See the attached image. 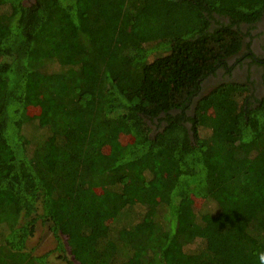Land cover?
<instances>
[{
    "label": "trees",
    "instance_id": "trees-1",
    "mask_svg": "<svg viewBox=\"0 0 264 264\" xmlns=\"http://www.w3.org/2000/svg\"><path fill=\"white\" fill-rule=\"evenodd\" d=\"M263 12L0 0V264H264V97L201 92ZM38 221L54 247L37 254Z\"/></svg>",
    "mask_w": 264,
    "mask_h": 264
},
{
    "label": "flooded vegetation",
    "instance_id": "flooded-vegetation-1",
    "mask_svg": "<svg viewBox=\"0 0 264 264\" xmlns=\"http://www.w3.org/2000/svg\"><path fill=\"white\" fill-rule=\"evenodd\" d=\"M32 1L23 0V3L29 4ZM241 30L243 42L239 52L227 59L226 68L219 67L215 70V75L208 76L204 80V85L207 86L218 80L220 82L223 80L242 82L241 79L246 78L254 96L262 98L264 97L262 78L264 72V12L255 23H243ZM153 128H155V125Z\"/></svg>",
    "mask_w": 264,
    "mask_h": 264
},
{
    "label": "rangeland",
    "instance_id": "rangeland-1",
    "mask_svg": "<svg viewBox=\"0 0 264 264\" xmlns=\"http://www.w3.org/2000/svg\"><path fill=\"white\" fill-rule=\"evenodd\" d=\"M225 81V80H223ZM241 81H245L247 82V79L245 78L244 80L241 79ZM220 80L212 82L209 85H205L202 88V93H206L211 87H213L214 85H216V83H219ZM205 103L201 105V107L199 108V119L204 123L205 126H207V115H208V111L204 108L205 107ZM207 104V103H206ZM208 130V129H207ZM208 132H211V130L209 129ZM202 199L201 198H196V197H192L190 198L189 202H190V212L191 214H193L195 208L201 203ZM29 247L33 250L34 253H44L47 251H50L53 249L54 247V240L52 238L51 232L48 228V224L47 223H42L41 221H38L36 223V228H35V233L34 235L30 238V240L28 241ZM58 254L55 251H51L50 255L48 256V260L50 262V264H68V261H65L62 258H58L57 257ZM71 260V259H69ZM72 261V260H71ZM73 264H77L76 262L74 263L72 261Z\"/></svg>",
    "mask_w": 264,
    "mask_h": 264
}]
</instances>
